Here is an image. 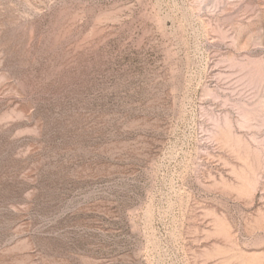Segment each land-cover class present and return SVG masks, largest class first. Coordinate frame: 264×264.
I'll return each mask as SVG.
<instances>
[{
    "label": "rangeland",
    "instance_id": "374dc122",
    "mask_svg": "<svg viewBox=\"0 0 264 264\" xmlns=\"http://www.w3.org/2000/svg\"><path fill=\"white\" fill-rule=\"evenodd\" d=\"M0 264H264V0H0Z\"/></svg>",
    "mask_w": 264,
    "mask_h": 264
}]
</instances>
